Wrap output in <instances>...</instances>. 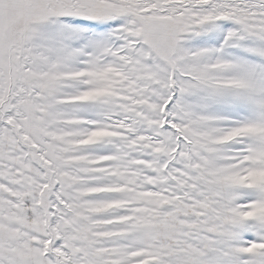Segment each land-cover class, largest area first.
<instances>
[{
	"label": "snow or ice",
	"instance_id": "1",
	"mask_svg": "<svg viewBox=\"0 0 264 264\" xmlns=\"http://www.w3.org/2000/svg\"><path fill=\"white\" fill-rule=\"evenodd\" d=\"M0 264H264V0H0Z\"/></svg>",
	"mask_w": 264,
	"mask_h": 264
}]
</instances>
